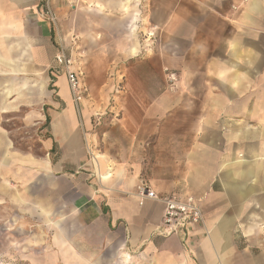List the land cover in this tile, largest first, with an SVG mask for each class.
<instances>
[{
  "label": "crops",
  "instance_id": "crops-1",
  "mask_svg": "<svg viewBox=\"0 0 264 264\" xmlns=\"http://www.w3.org/2000/svg\"><path fill=\"white\" fill-rule=\"evenodd\" d=\"M69 1L51 0L59 21ZM76 1L88 13V38H144L136 47L111 50L123 64L133 59L126 78L134 92L126 98L123 125L102 134L99 144L91 121L88 134L79 124L55 61L56 25L44 15L43 0H0V158L12 150L3 120L27 102L29 86L49 90L38 98L48 108L37 166L66 185L58 196L72 197L79 218L88 215L65 227L82 229L84 236L71 231L68 253L56 261L237 264L234 218L206 213L208 235L190 229L186 237H162L155 229L164 205L140 195L139 188L160 198L197 201L208 185L222 180L228 196L249 193L230 181L237 177L238 132L253 134L256 126L264 140V0ZM95 48L88 69L90 61L103 67L109 60L107 45ZM151 84L158 88L142 87ZM237 118H245V125L238 126ZM254 171L239 173L248 179ZM197 203L201 210L206 206Z\"/></svg>",
  "mask_w": 264,
  "mask_h": 264
},
{
  "label": "rangeland",
  "instance_id": "rangeland-1",
  "mask_svg": "<svg viewBox=\"0 0 264 264\" xmlns=\"http://www.w3.org/2000/svg\"><path fill=\"white\" fill-rule=\"evenodd\" d=\"M61 7V21L55 18L51 8L56 25L55 43L58 51L62 50L71 60L79 76L82 99L77 107L73 106L81 129L88 134L89 119L94 136L99 137V144L102 134L123 125L121 113L128 104V94L134 92V85L131 86L126 78L132 74L133 59L123 64L118 60V54L111 50L122 44L136 47L144 43V38H88L85 5L72 0ZM100 45L110 48L106 53L109 60L103 67H100V62L90 61L88 69V56H94L95 47ZM142 87L145 90L158 88L152 84ZM29 89L27 102L14 106L13 116L3 120L12 150L7 157L0 158V264H67V261L55 259V256L59 258L68 253L65 239L75 231L65 227L76 219H88V215L82 212V218H79L72 197L68 194L58 196V193L66 191V185H59L38 169L36 158L43 157L40 149L43 135L40 131L47 125L48 108L38 98L49 96V90L46 92L44 87L36 85L29 86ZM14 96L16 98V94ZM245 121V118H237L236 124L243 126ZM253 124L256 125L255 120ZM256 130L259 127L254 126L253 134L238 132L237 177L230 181L250 189L249 193L237 198L228 196L225 182L221 180L208 185L204 196L196 198L206 205L202 209L205 228L206 213L219 218H234V250L231 251L236 255L237 264H264V140ZM249 167H253L255 175L244 179L239 172ZM85 185L88 187V182ZM75 232L84 236L82 229ZM78 249L82 250L84 246L79 245Z\"/></svg>",
  "mask_w": 264,
  "mask_h": 264
},
{
  "label": "built area",
  "instance_id": "built-area-1",
  "mask_svg": "<svg viewBox=\"0 0 264 264\" xmlns=\"http://www.w3.org/2000/svg\"><path fill=\"white\" fill-rule=\"evenodd\" d=\"M44 15L54 23V15L50 7V0H43ZM56 63L64 73L67 80L71 101L78 106L82 99V91L78 73L73 69L72 62L59 50L55 57ZM139 193L146 198L156 200L164 205V212L160 224L155 233L162 237L173 235L186 237L190 229H201L206 235L208 232L204 227V215L197 201L193 197H174L170 199L160 198L154 192L139 188Z\"/></svg>",
  "mask_w": 264,
  "mask_h": 264
}]
</instances>
